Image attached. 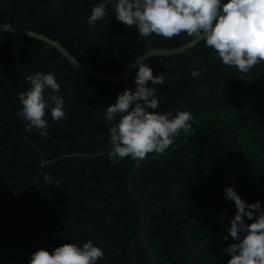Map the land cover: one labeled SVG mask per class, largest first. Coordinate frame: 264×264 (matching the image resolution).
<instances>
[{"label": "trees", "instance_id": "1", "mask_svg": "<svg viewBox=\"0 0 264 264\" xmlns=\"http://www.w3.org/2000/svg\"><path fill=\"white\" fill-rule=\"evenodd\" d=\"M102 2L0 0V24L45 35L107 75L125 72L152 49L192 41L186 34L140 38L135 26L116 20L111 5L93 28L87 18ZM145 63L154 76H165L163 85H155L160 106L149 111H189L193 127L191 133L181 131L164 155H149L132 185L159 263L190 264L203 243L231 227L237 209L226 199L227 187L264 208V66L240 73L223 65L203 41ZM194 69H201L198 78L191 75ZM137 71L120 81L99 79L44 42L0 32V264H30L37 250L82 247L89 240L104 251L98 264H151L136 241L141 211L128 188L137 161L127 157L114 164L107 154L108 129L120 116L109 124L105 110L126 89L136 90ZM37 72L54 73L61 86L59 93L46 89V99H64L65 119L56 123L51 110L46 112L48 138L35 129L25 132L27 122L17 115L23 107L18 94L30 87L26 77ZM232 243V237L213 241L197 264H228L231 257L223 249Z\"/></svg>", "mask_w": 264, "mask_h": 264}, {"label": "clouds", "instance_id": "2", "mask_svg": "<svg viewBox=\"0 0 264 264\" xmlns=\"http://www.w3.org/2000/svg\"><path fill=\"white\" fill-rule=\"evenodd\" d=\"M109 5L116 20L129 28L135 26L140 38L155 34L170 40L186 34L193 42L203 41L217 53L223 65L240 73L247 74L258 65L264 66V0H227L226 3L223 0H104L93 7L87 23L96 27L106 16ZM198 60L194 58L195 62ZM141 61L132 65L138 66L134 78L136 90L126 89L105 110L109 124L118 114L120 116L108 129L111 150L107 154L114 164L127 157L137 162L149 155L159 158L174 144V138L181 131L185 134L192 131L193 116L189 111H177L175 116L171 112L149 111L160 106L155 85H163L165 76L163 73L154 76L153 69ZM200 74L201 69L191 73L194 78ZM26 80L30 87L18 94L23 107L17 115L27 122L25 132L35 129L40 136L48 138L46 112L51 110L56 123L65 119L66 113L63 97L52 94L46 99L44 93L46 89L59 93L61 86L52 72H37L28 75ZM149 82L152 87L148 86ZM43 179L50 181V176L45 173ZM225 196L237 209L227 229L237 243L223 249L231 257L228 264H264V208L260 202L247 203L233 187L225 189ZM246 219L253 222L246 223ZM241 232L245 233L242 239ZM103 258L104 251L89 240L82 247L69 243L52 252L37 250L30 264H98Z\"/></svg>", "mask_w": 264, "mask_h": 264}, {"label": "water", "instance_id": "3", "mask_svg": "<svg viewBox=\"0 0 264 264\" xmlns=\"http://www.w3.org/2000/svg\"><path fill=\"white\" fill-rule=\"evenodd\" d=\"M0 32L19 34V35H23V36L44 42V43L50 45L51 47L55 48L57 51H59L77 69H79L80 71H82L88 75L94 76V77L99 78V79H103V80H107V81H120V80L127 78L129 75H131L138 67V66L132 67V65H131V67H129V69H127L125 72H123L119 75L103 74V73L97 72L95 70H92V69L86 67L84 64L80 63L59 42H57V41H55V40H53V39H51L45 35L39 34L37 32L31 31V30L18 28V27L11 25V24H0ZM200 42L201 41H199V42L191 41L188 44H186L180 48H176V49H152L149 52H147L146 54H144L142 57H140L134 64H136L138 61H141V60H142L141 62H145L147 59H149L150 57H153V56H173L176 54H181L183 52H186V51L194 48ZM101 154H103V153H101ZM101 154H97V155H101ZM147 159L148 158H146L144 161L137 162V164L133 167V169L129 175V178H128V188H129L132 196L134 197L135 201L137 202V204L140 208V211H141V219L142 220H141V226H140L139 232H138L137 237H136V241L139 239L142 241L145 253H146L151 264H160L158 259H157L156 254H155V252L151 246V243L149 242L148 236H147V232H146V211L144 209V206L141 203V200H140L138 194L136 193V191L132 185V181H133L134 176L136 175L137 171L140 169V167L145 163V161ZM244 235H245V233H243V232L240 233L241 238H243ZM225 236L231 237L228 232H223V233H220V234L210 238L208 241L203 243L201 245V247L194 253L193 258L190 261V264H197L201 254L204 252V250L207 248V246L209 244H211L213 241L224 238Z\"/></svg>", "mask_w": 264, "mask_h": 264}]
</instances>
